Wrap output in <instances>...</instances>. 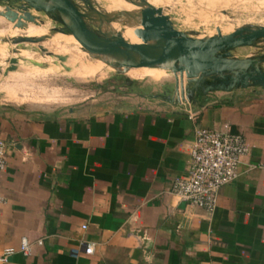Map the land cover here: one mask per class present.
I'll use <instances>...</instances> for the list:
<instances>
[{
	"label": "crops",
	"instance_id": "obj_1",
	"mask_svg": "<svg viewBox=\"0 0 264 264\" xmlns=\"http://www.w3.org/2000/svg\"><path fill=\"white\" fill-rule=\"evenodd\" d=\"M123 76L68 106L0 100V257L15 251L0 264H264V92L212 93L190 119L170 103L172 75ZM198 129H229L249 147L212 214L170 194Z\"/></svg>",
	"mask_w": 264,
	"mask_h": 264
},
{
	"label": "water",
	"instance_id": "obj_2",
	"mask_svg": "<svg viewBox=\"0 0 264 264\" xmlns=\"http://www.w3.org/2000/svg\"><path fill=\"white\" fill-rule=\"evenodd\" d=\"M126 1L135 3V0ZM140 1L146 9L140 16V27L134 30L135 35L145 37L139 44L126 41L121 31L111 28L114 24L124 27L121 23L126 18L124 13H107L96 8L92 0H0V4L7 5L3 18L14 29L24 30L28 24L42 27L32 12L45 14L62 25L57 34L73 37L89 53L113 65L172 73L176 81L166 86V93L170 103L181 111L182 103L189 104L194 110L202 97L215 92L230 94L249 89L254 93L264 92V54L244 59L233 55L236 50L257 48L264 42V27H242L227 35L217 29L213 36L193 38L176 30L162 10L154 8L147 0ZM48 38L36 42L39 51L56 59L64 70L69 71L67 56L51 53L41 45ZM31 41L19 37L11 39L10 43L18 46ZM18 52V49L13 50V54ZM8 63L10 66L4 76L18 68L15 58ZM183 74L186 81L177 76ZM127 85H131V81Z\"/></svg>",
	"mask_w": 264,
	"mask_h": 264
},
{
	"label": "rangeland",
	"instance_id": "obj_3",
	"mask_svg": "<svg viewBox=\"0 0 264 264\" xmlns=\"http://www.w3.org/2000/svg\"><path fill=\"white\" fill-rule=\"evenodd\" d=\"M96 8L102 7L107 12L112 0H92ZM117 4H119V1ZM139 1L140 0H135ZM154 8L162 10L168 16L173 27L193 38H206L216 34L219 29L227 35L242 27H264V0H147ZM82 4V3H81ZM15 4L14 6H17ZM120 5V4H119ZM7 5L0 4V30L5 34L0 37V100L14 105L32 106L40 109L68 106L88 98L89 92L101 86L106 90L117 82L122 85L126 76L114 78L116 71L101 62L94 61L83 54L70 36L57 34L62 25L45 14L32 12L38 17L42 27L28 24L27 28L14 29L4 19ZM85 8L84 5H82ZM126 37L123 27H118ZM13 33L32 39V45H12L9 40ZM49 37L41 45L56 55L67 56L70 70H64L59 62L39 51L36 43L39 39ZM40 45V44H39ZM18 49L17 54L13 50ZM264 54V42L257 48L236 50L233 55L244 59L253 55ZM30 55V56H29ZM29 56L28 59H24ZM19 61L16 71L4 76L10 66L8 61ZM108 67V68H107ZM123 73L130 77H139L151 69H126ZM264 69V66H263ZM156 73V72H155ZM135 80V79H131ZM149 83L148 79L136 80ZM155 84V83H154ZM159 84V83H156Z\"/></svg>",
	"mask_w": 264,
	"mask_h": 264
},
{
	"label": "built area",
	"instance_id": "obj_4",
	"mask_svg": "<svg viewBox=\"0 0 264 264\" xmlns=\"http://www.w3.org/2000/svg\"><path fill=\"white\" fill-rule=\"evenodd\" d=\"M182 106V111L190 119L196 117V112L189 104L182 103ZM248 154L249 147L242 135L233 134L229 129H198L191 150L189 171L186 176L174 180L170 194L180 203L189 204L212 214L218 205L220 189L238 179L239 166ZM5 168L6 145L0 139V178ZM4 201L0 190V204ZM37 245H42V242L38 241ZM93 250L94 244L86 245L87 255L92 254ZM19 251L24 257L30 256L31 244L27 239L21 240ZM14 252V249H5L0 262L5 263Z\"/></svg>",
	"mask_w": 264,
	"mask_h": 264
},
{
	"label": "bare ground",
	"instance_id": "obj_5",
	"mask_svg": "<svg viewBox=\"0 0 264 264\" xmlns=\"http://www.w3.org/2000/svg\"><path fill=\"white\" fill-rule=\"evenodd\" d=\"M118 1H119L120 5L117 4L116 0H112V5L108 6L107 13H113V12H122V13H124L126 18L121 22V23L124 24L123 30H125L126 33L128 34V36L132 40L135 41V43H132V44L141 43L145 37L142 36V38H141V37L135 35L134 34V30L136 28L140 27V16H141V13L146 9V7L141 5V1L140 2L139 1H135L134 4H130L126 0H118ZM118 27H120V25L114 24L111 28L114 29V30L120 31ZM122 35H123V32H122ZM27 38H29V37H27ZM29 39H31V38H29ZM71 39H72V41H74L76 43V45L79 47V49L81 50V52L83 54L87 55L88 57H90L94 61L101 62L104 65L109 66L110 68L112 67L116 71L117 75H124V73H123L124 70L122 69V67L117 66V65H113L108 60L102 59L101 57H98L96 55H93V54L89 53L73 37H71ZM10 40H9V42H10ZM30 43H32V41ZM26 44H28V43H26ZM151 70H158V71H160V72H162L164 74H169V75H172L174 77V75L172 73H168V72H166V71H164L162 69H151ZM177 76H179L178 77L179 79H181L183 81H186V75L185 74H183L182 76L181 75H177ZM174 79H175V77H174ZM175 81H176V79H175Z\"/></svg>",
	"mask_w": 264,
	"mask_h": 264
},
{
	"label": "flooded vegetation",
	"instance_id": "obj_6",
	"mask_svg": "<svg viewBox=\"0 0 264 264\" xmlns=\"http://www.w3.org/2000/svg\"><path fill=\"white\" fill-rule=\"evenodd\" d=\"M124 31H125V30H124ZM125 35H126V37L131 41V43H135V41L132 40V39L128 36V34L126 33V31H125Z\"/></svg>",
	"mask_w": 264,
	"mask_h": 264
}]
</instances>
